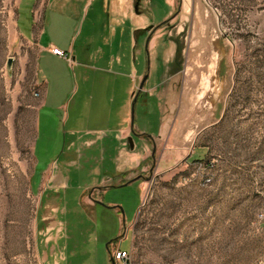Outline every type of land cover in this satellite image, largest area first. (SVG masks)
Returning a JSON list of instances; mask_svg holds the SVG:
<instances>
[{
	"label": "rangeland",
	"instance_id": "obj_1",
	"mask_svg": "<svg viewBox=\"0 0 264 264\" xmlns=\"http://www.w3.org/2000/svg\"><path fill=\"white\" fill-rule=\"evenodd\" d=\"M147 1L146 19L162 23L169 0ZM19 2L0 0V264H47L34 178L37 47L18 30ZM151 34L160 63L152 81L163 82L159 106L153 97L134 105L151 142L149 166L135 174L143 180L88 207L81 199L103 162L100 146L60 147V164L69 154L77 162L56 193V255L61 264H112L117 243L133 264H264V0H184ZM147 38L140 49L149 50ZM109 202L123 207L121 225Z\"/></svg>",
	"mask_w": 264,
	"mask_h": 264
},
{
	"label": "crops",
	"instance_id": "obj_2",
	"mask_svg": "<svg viewBox=\"0 0 264 264\" xmlns=\"http://www.w3.org/2000/svg\"><path fill=\"white\" fill-rule=\"evenodd\" d=\"M177 1L169 0L172 9L163 18L173 14ZM147 3V0H27L23 7V0L19 2L18 30L37 47L35 88L40 95L36 96L34 178L36 185L41 186L38 228L44 237L47 264H61L56 246H52L59 239L56 232L62 223L58 219L62 203L56 193L71 179L64 170L77 162L69 154L60 164L53 157L60 147L63 146L64 154L100 146L103 162L91 167L96 177L86 184L81 199L91 208L106 207L100 200L112 188L141 180L143 174L135 176L136 172L149 166V135L143 127L136 126L133 117L136 102L147 105L153 97L156 105H160L163 82V76L157 82L152 81L160 72L159 60L154 58L151 47L140 49L138 42L156 24L145 17ZM153 41L150 46L156 40ZM57 47L66 55L55 54L53 50ZM140 55L142 62L138 59ZM146 75L148 79L139 91ZM62 129L66 134L64 143ZM69 136L73 138L68 140ZM106 156L109 163L105 164ZM109 204L111 207L107 208L121 225L124 209L116 202Z\"/></svg>",
	"mask_w": 264,
	"mask_h": 264
},
{
	"label": "built area",
	"instance_id": "obj_3",
	"mask_svg": "<svg viewBox=\"0 0 264 264\" xmlns=\"http://www.w3.org/2000/svg\"><path fill=\"white\" fill-rule=\"evenodd\" d=\"M54 53L58 54L60 56H65L66 53L63 49L61 48H54ZM34 94L36 96L40 95V91L35 88ZM114 249H112V258L116 261L117 264H133L132 261V253L131 250H125L122 249L120 245H114Z\"/></svg>",
	"mask_w": 264,
	"mask_h": 264
},
{
	"label": "flooded vegetation",
	"instance_id": "obj_4",
	"mask_svg": "<svg viewBox=\"0 0 264 264\" xmlns=\"http://www.w3.org/2000/svg\"><path fill=\"white\" fill-rule=\"evenodd\" d=\"M183 3H184V0H178V5L174 11V14H172L170 17H168L167 19H165L162 23L160 24H157V28H160L164 25H166L167 23L169 22H172L173 20H175L181 13L182 9H183ZM156 26H150L149 29H148V38H147V43H146V47L148 49L149 47V43L151 41V38H152V34H151V30L156 28ZM155 144V142H154Z\"/></svg>",
	"mask_w": 264,
	"mask_h": 264
},
{
	"label": "water",
	"instance_id": "obj_5",
	"mask_svg": "<svg viewBox=\"0 0 264 264\" xmlns=\"http://www.w3.org/2000/svg\"><path fill=\"white\" fill-rule=\"evenodd\" d=\"M147 79H148V75H146V76L143 78V80H142V82H141V84H140L139 91H141V90L143 89L144 84H145V82H146ZM133 117H134V108H133ZM154 150H155V148H154ZM126 184H127V183H125V184H123V185H126ZM120 208L123 209L122 206H120ZM112 264H117L116 261H115L114 259H112Z\"/></svg>",
	"mask_w": 264,
	"mask_h": 264
}]
</instances>
